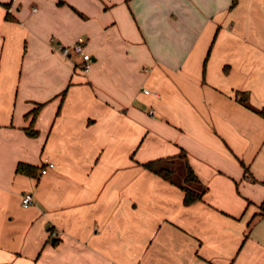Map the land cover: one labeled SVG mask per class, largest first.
Masks as SVG:
<instances>
[{
	"label": "crops",
	"instance_id": "obj_1",
	"mask_svg": "<svg viewBox=\"0 0 264 264\" xmlns=\"http://www.w3.org/2000/svg\"><path fill=\"white\" fill-rule=\"evenodd\" d=\"M9 5L0 264H264V0ZM80 37L88 71L62 52ZM182 150L206 188L190 204L144 165Z\"/></svg>",
	"mask_w": 264,
	"mask_h": 264
},
{
	"label": "trees",
	"instance_id": "obj_2",
	"mask_svg": "<svg viewBox=\"0 0 264 264\" xmlns=\"http://www.w3.org/2000/svg\"><path fill=\"white\" fill-rule=\"evenodd\" d=\"M235 3L236 0H233V4ZM241 99L247 102V95L241 93ZM42 105V103H39L37 107L33 108L27 114H33L31 124L26 128L29 134L33 135L37 133V130L34 127V120ZM259 112L264 116V107L261 108ZM179 156L183 158V161L180 163L176 160L155 159L146 162L144 165L161 175L163 178L180 185L185 191L184 202L186 204H190L202 198L206 188L200 186L199 178L191 164L188 162L187 155L184 150L179 153ZM17 170L23 173L36 175L38 167L29 163L19 162ZM259 207L261 210L260 214L264 215V199L260 203Z\"/></svg>",
	"mask_w": 264,
	"mask_h": 264
},
{
	"label": "built area",
	"instance_id": "obj_3",
	"mask_svg": "<svg viewBox=\"0 0 264 264\" xmlns=\"http://www.w3.org/2000/svg\"><path fill=\"white\" fill-rule=\"evenodd\" d=\"M20 1L21 0H11V5H9L7 7L8 12H12L14 9L13 4L19 3ZM33 10L36 11L37 7L34 6ZM71 51H75L77 53H80L83 56V62L81 64V68L84 71H88L93 64V57L85 48V39L80 37L75 43H73L69 46L63 47V49H62L63 54L66 56L69 55L71 53ZM144 91L150 92L149 89H147V88H144ZM52 166H54V163L51 161L48 162V167H52ZM41 171H42V173H45L47 171V167H42ZM34 202H35V197H34V194L32 192L26 191L22 194L21 203L23 206L27 207L29 205H32ZM112 264H115V263H112ZM138 264H140V263H138Z\"/></svg>",
	"mask_w": 264,
	"mask_h": 264
}]
</instances>
